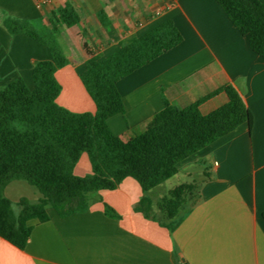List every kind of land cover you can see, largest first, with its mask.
Returning <instances> with one entry per match:
<instances>
[{"label":"crops","instance_id":"crops-1","mask_svg":"<svg viewBox=\"0 0 264 264\" xmlns=\"http://www.w3.org/2000/svg\"><path fill=\"white\" fill-rule=\"evenodd\" d=\"M39 1L0 0V89L18 78L32 89L34 65L50 59L47 47L25 35L10 36L2 25L6 17L51 32L57 9L74 8L79 22L58 26L55 38L62 62L55 74L61 87L56 103L73 113L95 110L79 79L87 59L83 43L103 59L170 20L181 43L118 81L123 113L107 120L112 134L125 143L166 103L182 108L226 85L240 94L252 127L242 125L178 164L173 177L182 180L179 185L198 182L200 200L173 231L134 212L142 192L125 179L114 191L87 194L80 213L60 218L48 208L47 222H29L23 250L0 239V264H264V59L251 51L248 38L215 0H50L38 6ZM226 102L219 92L198 110L207 115ZM73 172L89 174L84 156ZM32 188L38 202L42 197ZM170 190L147 194L154 214ZM20 193L4 195L17 202L24 198ZM104 206L117 216L105 214Z\"/></svg>","mask_w":264,"mask_h":264},{"label":"trees","instance_id":"trees-1","mask_svg":"<svg viewBox=\"0 0 264 264\" xmlns=\"http://www.w3.org/2000/svg\"><path fill=\"white\" fill-rule=\"evenodd\" d=\"M238 32L248 38L252 52L264 59V3L259 0H215ZM79 22L73 7L58 8L51 32L41 36L27 21L6 17L2 25L10 36L25 35L47 47L50 59L32 69L33 88L18 78L0 89V239L23 250L30 238L29 222H47V209L60 218L86 209V195L114 191L125 179L139 186L142 197L134 212L173 231L200 200V184L192 181L171 189L152 212L148 193L175 176L178 164L242 125L252 127V114L238 91L226 85L188 106L165 104L144 122L143 130L125 143L110 131L107 120L123 113L117 83L177 47L182 36L168 20L145 35L121 43L116 52L100 59L82 44L87 59L79 79L94 104L93 113H73L59 106L61 87L55 78L61 67L56 47L57 27ZM227 102L207 115L198 108L216 93ZM86 155L90 172L74 175V165ZM66 157V160H64ZM23 181L41 199L13 203L6 186ZM104 212L117 215L108 206ZM264 219V215H263Z\"/></svg>","mask_w":264,"mask_h":264},{"label":"rangeland","instance_id":"rangeland-1","mask_svg":"<svg viewBox=\"0 0 264 264\" xmlns=\"http://www.w3.org/2000/svg\"><path fill=\"white\" fill-rule=\"evenodd\" d=\"M44 32H46V31H39L38 30V33L41 36L44 35ZM82 156H84L85 160H87L85 155H82ZM180 181H182V180H180L178 177H173L172 179H170L166 183L165 182H164V184L162 183L163 185H160L159 187H157L155 189H152V190L155 193L167 192L169 189H172V188L178 186ZM4 192H21L19 194V196H22V197L26 198L28 201H30L32 203H36V201L33 200V198H32V192H36V191L31 186H29L27 183H25L23 181L12 182L11 185L9 184V187H7ZM11 202L16 203L14 201H11Z\"/></svg>","mask_w":264,"mask_h":264},{"label":"built area","instance_id":"built-area-1","mask_svg":"<svg viewBox=\"0 0 264 264\" xmlns=\"http://www.w3.org/2000/svg\"><path fill=\"white\" fill-rule=\"evenodd\" d=\"M50 3V0H42L38 2V6H44Z\"/></svg>","mask_w":264,"mask_h":264}]
</instances>
